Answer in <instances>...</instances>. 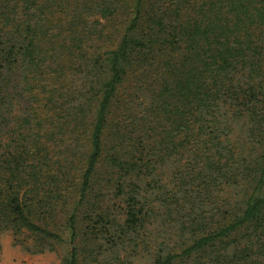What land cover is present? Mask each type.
<instances>
[{"label": "trees", "instance_id": "obj_1", "mask_svg": "<svg viewBox=\"0 0 264 264\" xmlns=\"http://www.w3.org/2000/svg\"><path fill=\"white\" fill-rule=\"evenodd\" d=\"M6 234L60 264H264V0H0Z\"/></svg>", "mask_w": 264, "mask_h": 264}, {"label": "rangeland", "instance_id": "obj_2", "mask_svg": "<svg viewBox=\"0 0 264 264\" xmlns=\"http://www.w3.org/2000/svg\"><path fill=\"white\" fill-rule=\"evenodd\" d=\"M63 249H60V253ZM0 264H60L56 254L45 253L43 255H29L18 247L12 246L11 237L6 234L1 240ZM136 264H148L145 259H141Z\"/></svg>", "mask_w": 264, "mask_h": 264}]
</instances>
